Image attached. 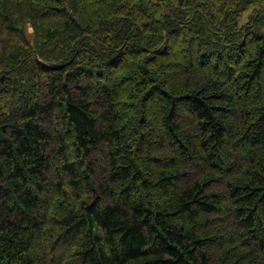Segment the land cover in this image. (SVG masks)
<instances>
[{
	"label": "trees",
	"instance_id": "trees-1",
	"mask_svg": "<svg viewBox=\"0 0 264 264\" xmlns=\"http://www.w3.org/2000/svg\"><path fill=\"white\" fill-rule=\"evenodd\" d=\"M0 264H264V0H0Z\"/></svg>",
	"mask_w": 264,
	"mask_h": 264
},
{
	"label": "rangeland",
	"instance_id": "rangeland-1",
	"mask_svg": "<svg viewBox=\"0 0 264 264\" xmlns=\"http://www.w3.org/2000/svg\"><path fill=\"white\" fill-rule=\"evenodd\" d=\"M247 18H248V13L245 14V20H247Z\"/></svg>",
	"mask_w": 264,
	"mask_h": 264
}]
</instances>
